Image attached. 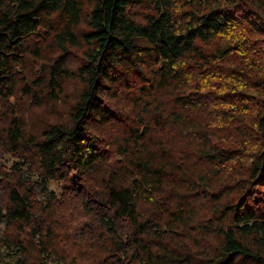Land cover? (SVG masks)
I'll return each mask as SVG.
<instances>
[{
  "label": "trees",
  "instance_id": "1",
  "mask_svg": "<svg viewBox=\"0 0 264 264\" xmlns=\"http://www.w3.org/2000/svg\"><path fill=\"white\" fill-rule=\"evenodd\" d=\"M0 264H264V0H0Z\"/></svg>",
  "mask_w": 264,
  "mask_h": 264
},
{
  "label": "rangeland",
  "instance_id": "2",
  "mask_svg": "<svg viewBox=\"0 0 264 264\" xmlns=\"http://www.w3.org/2000/svg\"><path fill=\"white\" fill-rule=\"evenodd\" d=\"M51 188H55V187H52V186H51Z\"/></svg>",
  "mask_w": 264,
  "mask_h": 264
}]
</instances>
